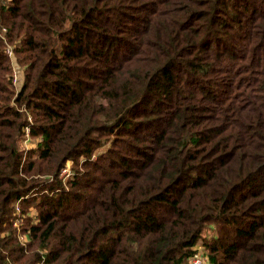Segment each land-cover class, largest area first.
I'll list each match as a JSON object with an SVG mask.
<instances>
[{
    "label": "trees",
    "instance_id": "16d2710c",
    "mask_svg": "<svg viewBox=\"0 0 264 264\" xmlns=\"http://www.w3.org/2000/svg\"><path fill=\"white\" fill-rule=\"evenodd\" d=\"M0 31V264H264V0H0Z\"/></svg>",
    "mask_w": 264,
    "mask_h": 264
},
{
    "label": "built area",
    "instance_id": "2783aa9c",
    "mask_svg": "<svg viewBox=\"0 0 264 264\" xmlns=\"http://www.w3.org/2000/svg\"><path fill=\"white\" fill-rule=\"evenodd\" d=\"M1 33V31H0ZM6 52L8 54V56L12 59L13 62V73H12V82L13 85L15 86V88L17 90H19L20 88V81L21 78L23 76L24 73V68L21 67L17 61H16V56H15V52H14V47L12 45H8L6 48ZM25 140L29 141L31 138L30 135V127L27 126L25 128ZM28 148V147H27ZM63 175V176H62ZM73 175V172H71L70 168L68 167H64L62 172H61V176L63 177L62 179L66 182L68 179H70ZM20 207L19 204L16 205V214H17V218L14 221V225L18 228H20V225L22 224V216L20 213ZM20 241L23 244H26L29 240V236L28 234H20L19 236ZM195 253L193 254V256L190 258V263L189 264H208L209 262V258L207 255V252L203 249H201V247L199 245H197V247L195 248ZM44 259L45 257H43V260L39 263V264H44Z\"/></svg>",
    "mask_w": 264,
    "mask_h": 264
},
{
    "label": "rangeland",
    "instance_id": "374dc122",
    "mask_svg": "<svg viewBox=\"0 0 264 264\" xmlns=\"http://www.w3.org/2000/svg\"><path fill=\"white\" fill-rule=\"evenodd\" d=\"M26 138V137H25ZM23 146L25 147V148H31V147H34V140H33V138L31 137L30 138V140L29 141H26V140H24V144H23ZM105 150V148L103 147V148H101V149H99L97 152H102V151H104ZM72 165H73V161H68L67 162V165L65 166V167H68V168H70V170H71V172H72ZM73 175H74V173H73ZM72 175V176H73ZM63 176V175H62ZM61 176V174H60V178L62 179L63 177ZM63 180V179H62ZM64 181V180H63ZM65 182V181H64ZM213 228L214 227H209L208 229H207V231H205V233H204V236L205 237H210V236H212L213 235ZM199 246L201 247V249H203V250H205L203 247H202V245H201V243H199Z\"/></svg>",
    "mask_w": 264,
    "mask_h": 264
}]
</instances>
